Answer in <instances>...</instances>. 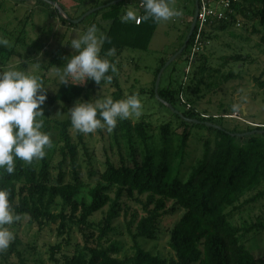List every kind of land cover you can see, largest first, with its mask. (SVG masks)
<instances>
[{
    "label": "trees",
    "instance_id": "16d2710c",
    "mask_svg": "<svg viewBox=\"0 0 264 264\" xmlns=\"http://www.w3.org/2000/svg\"><path fill=\"white\" fill-rule=\"evenodd\" d=\"M52 1L58 4L60 2ZM112 1L114 0L100 6ZM36 3L47 6L57 14L61 23L75 29H82L88 19L101 15L102 20L109 23L104 32L105 42L101 57L114 63L126 49L146 50L159 24L142 19L138 25L122 23L120 18L126 12L124 7L129 3L128 0L109 4L78 24L60 17L49 4L43 1ZM61 8L66 14L67 11ZM139 10L142 17L143 9ZM234 10L235 15H232L231 21H216L208 26L202 35L204 42H207L211 32L234 26L237 16L246 17L250 14L248 19L258 20L264 28V0H240L234 5ZM85 12L69 18L78 19ZM92 24L101 27L99 23ZM190 25L191 23L188 31ZM196 30L195 27L186 47L179 55L185 56V61H189ZM185 39L186 37L181 46ZM262 40L264 42V35ZM110 49H115L114 56H107ZM4 50V47H0V52ZM200 62L198 77L194 73L191 78L192 81H197L196 91H199L207 73H210L207 75L210 77L211 72H218L210 69L203 55ZM164 63L165 61H162L155 72L154 85ZM232 78L234 75L230 73L221 76L220 81L226 82ZM111 86L116 89L113 100H120V88L114 77ZM259 86L264 88V81L259 82ZM187 88H183L181 84L177 90L160 88L159 83L158 97L155 96L154 87L151 90V97L159 105L171 110L173 116L182 124L187 122L186 119L196 120V123L189 122L191 126L208 133L203 140L204 150L201 157L190 168L185 178H182L181 172L191 137L188 127L178 135L169 122L159 126L158 133H155L154 129L142 122L132 123L129 119L118 121L113 130L115 150L112 149V158L106 159V167L94 183L86 185L77 170L78 150L71 136V130L74 129L70 118L52 122L44 119L43 131L50 134L52 142L51 147L46 149L45 158L37 160L38 163L34 160L30 164L18 159L13 174L0 171V189L9 191V201L14 214L20 215L22 221L35 226L39 231L44 226L58 224L59 236L71 230L68 222L76 225L84 242L83 248L78 250L67 264H264V255L256 256L246 245L247 235L264 230V223L257 221L241 227L231 223L235 211L264 198V190L257 191L264 185V126L245 123V127L240 129L242 124L239 123L228 126L225 120L227 117L223 115H201L195 109V100L187 98L182 101ZM94 91V81L90 80L86 86L59 83L56 93L48 96L46 100L49 105L57 101L72 103L81 99L89 102ZM177 102L185 108L187 106L183 113L175 112ZM206 123L212 126H207ZM76 134L80 139L81 133L76 131ZM56 145L61 159L53 168L52 157L56 154ZM67 162L69 167L66 166ZM94 176H97L96 171L90 170L88 178ZM255 191L257 192L254 195L237 206L244 197ZM143 196L145 199H140ZM57 199H60L62 209L59 213H52V205ZM123 199L140 205L141 212L134 211L127 222L134 253L128 258L118 259L116 255L120 247L113 237L116 231L114 222L123 210ZM169 203L182 214L169 231L168 246L175 258L166 260L144 249L138 240L155 238L159 219L167 212ZM97 213L103 214L101 219L92 220ZM20 223L18 221V224ZM132 226L134 232L130 230ZM17 240L18 237H15L14 241ZM7 250L0 252L1 262L30 264L27 259L21 257L14 244ZM13 252L16 261L10 262L9 256Z\"/></svg>",
    "mask_w": 264,
    "mask_h": 264
},
{
    "label": "rangeland",
    "instance_id": "374dc122",
    "mask_svg": "<svg viewBox=\"0 0 264 264\" xmlns=\"http://www.w3.org/2000/svg\"><path fill=\"white\" fill-rule=\"evenodd\" d=\"M107 1L109 0H81V2L60 0L59 4L67 11L68 17L74 18L96 5L100 7V4ZM128 1L124 10L131 8L139 15L140 0ZM36 2L26 0L20 3L14 0H0V37L10 41V47H4L5 50L0 52V71L15 69L38 75L47 88L48 97L53 96L59 86L55 67L64 66L66 58L75 54L68 45L71 39L85 31L92 23H99L101 27L98 29L104 34L109 23L103 21L101 15H96L88 19L82 29H75L61 23L55 12ZM168 2L170 6L182 10L183 15L159 23L146 50L126 49L115 60L118 71L113 74V77L119 85L121 99L137 95L142 101V115L139 118H130L132 123H145L158 133V127L169 122L178 135L185 127L190 128L191 137L181 172L182 178H185L190 168L201 157L204 150L203 140L208 133L192 127L189 122L182 124L173 116L171 110L159 105L151 97L156 70L162 61H165L164 67L158 73L160 88L169 87L177 90L179 84L183 88L188 87L181 99L182 101H186L187 98L195 100V109L201 115L216 117L223 115L227 117L225 120L228 126L239 123L242 124L240 129L245 127V123L252 126H264V88L259 86V82L264 81V42L262 40L264 28L260 26L258 20L248 19L250 14L246 17L238 16L234 26L223 31H213L208 35L205 46L196 50L195 61H185V56H178L167 65L170 58L182 47L181 43L187 35V28L192 21L195 8L194 0H168ZM40 53L43 55L40 56ZM202 55L207 59L210 69L218 70V72H211L210 77L207 76L210 73H207L199 91H196L197 81H192L191 78L194 73L198 77ZM33 62L41 64L36 67ZM230 73L234 75V78L226 82L220 81L221 76H227ZM86 83L87 81L78 85L86 86ZM94 90L91 101L105 97L113 99V93L116 91L111 84L99 86L95 82ZM77 101L85 102L81 99L72 103L57 101L49 105L46 100L42 106L44 119L52 122L70 118L69 110ZM184 108L180 102L175 104V112L183 113ZM80 135L79 139L76 130H71V136L78 150L77 170L82 182L92 185L98 175L104 171L106 159L112 158V149L115 150L113 131L108 132L102 129L93 134ZM55 153L52 157L53 168L61 159L58 145L55 147ZM66 166H70L69 162ZM90 170L96 171L97 176L88 178ZM51 172L54 173V170ZM261 190H264V185L257 191ZM257 191L248 194L237 206ZM140 199L144 200L145 197ZM55 201L51 211L59 213L62 209L61 201L60 199ZM123 203V210L114 222L116 231L113 237L120 247L116 255L118 259L128 258L134 253L127 222L130 221L134 211L141 212V206L135 202L123 199ZM181 214L179 209L169 203L167 212L159 219L155 238L138 240L140 245L166 260L174 259L175 255L168 246L169 231L180 219ZM102 216V213H97L91 219L99 221ZM257 221L264 223V198L241 207L231 218V223L237 227L251 225ZM20 222V224L16 222L15 226L13 224L7 226L15 237H18L17 242L13 241L11 244L15 245L21 257L27 259L30 264H67L69 259L83 248L84 242L79 229L71 222L67 223L71 230L61 236L58 233V224L44 226L39 231L35 226L26 224L24 220ZM130 230L134 232V226ZM246 245L256 256L264 255V230L248 234ZM9 257L10 262L16 261L15 252ZM0 264L5 263L0 261Z\"/></svg>",
    "mask_w": 264,
    "mask_h": 264
},
{
    "label": "clouds",
    "instance_id": "9594fccd",
    "mask_svg": "<svg viewBox=\"0 0 264 264\" xmlns=\"http://www.w3.org/2000/svg\"><path fill=\"white\" fill-rule=\"evenodd\" d=\"M144 15L138 17L136 10L127 9L121 16L125 24L152 20L167 22L183 15L182 10L172 6L168 0H140ZM105 36L95 24L78 33L68 44L74 53L66 58L62 67H55L60 85H78L94 81L97 85H110L117 73L116 63L101 57ZM0 47H10V41L0 37ZM40 56L43 53L39 54ZM110 49L107 56H114ZM36 67L41 63L33 62ZM47 99L44 82L28 71L9 69L0 71V171L13 174L16 161L32 163L46 156L51 147L50 134L43 131L44 111ZM235 107V106H234ZM142 101L137 95L113 100L111 97L89 102L77 101L69 110L71 126L81 134H93L106 129L112 132L118 121L139 118L142 115ZM7 189H0V252L7 250L15 239L9 227L21 220L14 214Z\"/></svg>",
    "mask_w": 264,
    "mask_h": 264
},
{
    "label": "built area",
    "instance_id": "2783aa9c",
    "mask_svg": "<svg viewBox=\"0 0 264 264\" xmlns=\"http://www.w3.org/2000/svg\"><path fill=\"white\" fill-rule=\"evenodd\" d=\"M239 2L240 0H198V14L195 25L197 30L190 48L192 51L190 50L189 61L195 59L197 55V53H195L196 50L204 47L205 42L202 39V35L207 31L208 26L216 21H231L232 15H235L234 5ZM138 8H142L140 2L138 3ZM138 17H140V14ZM139 23L135 24L138 25Z\"/></svg>",
    "mask_w": 264,
    "mask_h": 264
},
{
    "label": "water",
    "instance_id": "95a60500",
    "mask_svg": "<svg viewBox=\"0 0 264 264\" xmlns=\"http://www.w3.org/2000/svg\"><path fill=\"white\" fill-rule=\"evenodd\" d=\"M14 1H26V0H14ZM32 1H43L44 3L49 4L51 7H53L58 12V15L60 17H62L63 19L71 21L73 24H78L81 21H83L86 17H88L92 13L96 12L97 10L102 9L105 6H108L109 4H115V3H117V2H119L121 0H114L111 3H109V4H106V5H103V6H100V7L92 8V9L88 10L87 12H85L81 17H79L78 19H74V20L70 19L65 14L63 9L59 6V4L56 1H52V0H32ZM194 2H195L194 15H193V18H192V21H191V25H190L189 31L187 33L185 42L182 45V47L170 58V60L167 62V65H169V63L174 61L183 52L184 48L186 47V44L188 43L189 39L191 38V36L193 34V31H194V28H195V25H196L197 14H198V0H194ZM159 78H160V75H157L156 81H155V85H154V92H155V96L156 97H158L157 96V90H158V86H159ZM186 121L187 122H194V123L197 122L196 120H189V119H186ZM206 125L207 126H212L209 123H206ZM213 127L217 128V126H214V125H213Z\"/></svg>",
    "mask_w": 264,
    "mask_h": 264
}]
</instances>
